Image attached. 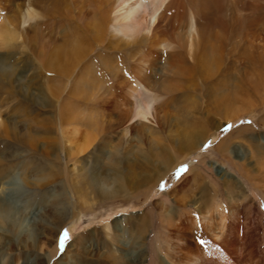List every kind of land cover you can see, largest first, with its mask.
I'll list each match as a JSON object with an SVG mask.
<instances>
[{"label":"rangeland","instance_id":"1","mask_svg":"<svg viewBox=\"0 0 264 264\" xmlns=\"http://www.w3.org/2000/svg\"><path fill=\"white\" fill-rule=\"evenodd\" d=\"M22 3L0 0V33L10 27L18 35L0 41V62L13 78L0 88V168L8 173L0 195L19 210L15 231L0 226V264H113L115 256L121 264L197 257L196 264H264V0H199L226 13L214 17L223 26L212 25L220 34L218 68L211 77L178 80L181 91L171 94L170 115L154 133L140 122L126 126L125 89L111 90L104 107L71 98L67 79L59 80V97L50 94L52 76L43 70L30 88L25 62L39 63L27 46L28 28L18 25ZM160 60L154 82L164 77ZM125 81L131 86L130 77ZM41 94L50 106L38 103ZM226 97L232 99L221 104ZM76 115L91 124L76 126ZM103 122L112 127L110 141L94 134ZM193 127L205 138L184 161ZM225 139L223 151L213 149ZM162 152L172 163L158 176ZM110 160L119 163L112 175L120 170L123 179L120 191L103 195L94 176L106 178Z\"/></svg>","mask_w":264,"mask_h":264},{"label":"bare ground","instance_id":"2","mask_svg":"<svg viewBox=\"0 0 264 264\" xmlns=\"http://www.w3.org/2000/svg\"><path fill=\"white\" fill-rule=\"evenodd\" d=\"M202 5L199 0H23L22 5H18V25L21 30L28 28L30 34L26 37L27 46L32 55H37L36 59L39 63L37 67L31 68L32 65L34 66L32 59L29 57L25 62L26 68L32 70L28 76L31 83L29 87L37 85L35 78L43 70L52 76L47 80L46 88L50 94L59 97L62 94L59 80L67 79L72 82L71 86H74L69 89L68 94L71 98L83 104L92 103L104 107L112 103L111 90L118 93L122 90L123 93L125 89L126 94H124L128 99H124L122 105L131 107L128 110L126 126L140 122V126L147 129V132L154 133L155 128L158 129L162 125V118L164 119L166 114L170 115L166 108L171 94L181 91L179 79L194 74L204 78L211 77L215 68H218L216 53L220 34L213 31L212 25L221 24L220 16L226 13L218 7ZM215 15L220 18L216 20ZM54 21L57 25H54ZM46 28H49L48 33L54 35V38L44 32ZM9 29L10 27H5V32L0 33V41L3 44L18 37L17 31L11 29L9 31ZM46 38L52 42L46 44L45 41L44 45L43 40ZM208 38H213V41ZM58 39L62 41L57 42ZM35 47L39 50L37 54L33 50ZM160 59L164 60L161 66L164 77L161 82H154V76L161 63ZM5 63L0 62V88L6 81L13 79L10 69L4 67ZM126 77L132 80L131 86L125 81ZM38 89L39 94L42 93L41 88ZM98 91L103 92L104 95H99L101 97L95 95ZM42 94L38 103L42 104L41 106H48L49 101L42 97ZM232 98H220L219 101L225 104ZM184 102L182 100L183 104ZM183 115L184 113L180 114ZM71 119H74L76 126L91 124V118L89 122L88 117L84 115H76ZM104 125L105 123L98 127L95 124L94 134L98 131L95 136L100 132L105 140L110 141L111 138L106 133L111 125ZM124 130L127 134L126 127ZM191 130L194 132L191 131L190 135L185 134L188 142L182 149L186 152L184 161L198 148L205 136L204 131L196 132L195 130H198L196 127L195 130L194 127ZM155 139L152 138V141L156 142ZM227 140L220 141L213 149L223 151ZM87 144H82L78 151L83 152ZM44 147L46 146L44 145L43 149ZM160 155H163V158L158 164L162 167L159 168L158 176L164 175L172 163L167 154L165 156L162 152ZM108 165L106 178L94 176L95 184L102 186L103 195L120 191V181L123 179L120 170L112 175V170L119 165L118 162L110 160ZM5 177H8V173L0 168V186L4 184ZM36 180L40 179L37 177ZM16 211L10 200L2 199L0 195V226L12 224L15 231L18 222ZM220 217L223 221V215ZM105 227L110 229L108 225ZM212 234L216 236L220 233ZM212 256L219 260L216 256ZM217 260L212 259V262L215 263ZM120 261V257L115 256L112 263L121 264ZM196 262L188 264H196Z\"/></svg>","mask_w":264,"mask_h":264}]
</instances>
